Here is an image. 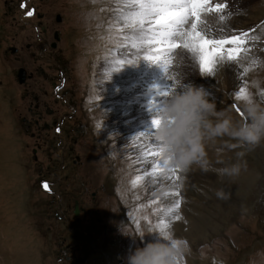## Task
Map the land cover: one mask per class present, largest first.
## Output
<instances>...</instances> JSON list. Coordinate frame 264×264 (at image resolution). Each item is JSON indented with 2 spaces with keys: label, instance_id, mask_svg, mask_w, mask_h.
Segmentation results:
<instances>
[{
  "label": "rangeland",
  "instance_id": "rangeland-1",
  "mask_svg": "<svg viewBox=\"0 0 264 264\" xmlns=\"http://www.w3.org/2000/svg\"><path fill=\"white\" fill-rule=\"evenodd\" d=\"M26 1L0 0V264H64L59 260L63 242L67 249L77 243L78 234L65 223V217L76 218L75 200L86 211L80 217L84 225L100 231L108 224L117 229L111 236L102 231L108 237L97 246L118 252L117 259H125V264L136 248L162 242L149 234L158 218L169 221L170 238L180 242L176 264H264V139L244 146L227 134L205 135L204 166L193 163L184 168L175 183L154 182L146 175L152 171V160L140 158L141 146L149 140L141 137L133 143L132 137L142 132L154 135L155 128L144 130L142 120L157 117L177 91L171 82L163 84L162 92L170 94L153 93L155 109L146 111L148 96H139L138 85L150 78L156 83L165 72L146 59L136 64L147 69L142 77L146 81L140 78V84H134L131 78L127 83L120 73L125 86L110 89L116 80L106 66L116 57L111 49L117 0H33L37 12L32 20L26 15L31 9L21 7ZM227 4L220 14L225 20L211 18L209 24L217 32L223 28L224 36L247 33L249 44L238 53L239 63L229 67L235 79L217 74L228 66L212 79L202 76L196 58L182 50L165 72L167 79L182 75L183 89H205L215 105L214 113L206 116L213 125L226 116L233 124H247L248 106L264 108V0ZM30 22L45 27V42H57L47 60L30 56L27 46L36 39ZM11 48L21 49L20 60ZM23 69L32 75L24 84ZM241 87L246 91L237 99ZM34 96L50 108L49 113L38 109L43 121L29 111ZM27 118L52 126L30 135L23 125ZM138 124L141 129L134 136L125 132ZM62 157L67 167L58 170ZM234 164L241 170L230 176L225 170ZM48 181L57 182L55 190L46 189L52 195L40 186ZM176 190L181 196L180 219L170 220L166 207L175 200L171 193ZM141 234L145 236L140 238ZM121 240L127 241L123 249Z\"/></svg>",
  "mask_w": 264,
  "mask_h": 264
},
{
  "label": "snow or ice",
  "instance_id": "snow-or-ice-1",
  "mask_svg": "<svg viewBox=\"0 0 264 264\" xmlns=\"http://www.w3.org/2000/svg\"><path fill=\"white\" fill-rule=\"evenodd\" d=\"M119 5L115 11L112 21V29L116 35L115 46L111 49L116 57L111 63L116 65L113 71H119L125 64H135L141 57L151 63L160 64L164 71H169L172 62L177 57V50L195 57L199 64V71L202 76H215L221 68L231 67L238 64V53L240 45L246 42L247 33L240 35L224 36V29L214 31L205 17L207 13H221L228 8L226 2H214V0H117ZM21 4V7H24ZM32 11L26 15L31 16ZM218 19L223 22L224 15ZM232 45L233 47H226ZM186 60L187 56L180 57ZM175 84H179L176 77L169 76ZM241 87L237 93V99L245 93ZM161 95L168 96L169 92H162ZM264 98V92L261 93ZM155 107V103L151 105ZM240 112V109H236ZM241 115L244 113L241 112ZM159 115L153 119V127L159 124ZM99 127V125H97ZM60 131V129H57ZM141 137L149 140V143L141 146V159L152 160V171L146 173L153 178L154 182L168 181L175 183L180 179L177 174L184 168L174 165L171 158H164V148L157 143L153 135L138 133L132 137L133 143ZM172 165L168 168V165ZM167 169V172H165ZM137 181L141 177L136 178ZM136 181H133L135 186ZM48 188L47 183L44 184ZM175 200L166 207V213L170 220H179V208L181 196L178 190L171 193ZM131 216L132 214L129 213ZM135 220V217H133ZM147 219V217H145ZM138 223V221H137ZM169 221L158 218L154 227L149 229V234H156L162 242H167L173 248H177L179 241L169 236ZM145 235L141 234L140 238ZM186 243V242H185Z\"/></svg>",
  "mask_w": 264,
  "mask_h": 264
},
{
  "label": "clouds",
  "instance_id": "clouds-1",
  "mask_svg": "<svg viewBox=\"0 0 264 264\" xmlns=\"http://www.w3.org/2000/svg\"><path fill=\"white\" fill-rule=\"evenodd\" d=\"M215 105L203 87L191 86L177 92L164 104L155 127L154 140L164 148V158L174 165L187 168L193 163L204 166L202 140L205 135L214 138L227 134L241 145L251 146L264 139V108L251 105L246 108L250 122L233 124L231 117L213 125L206 120L214 113ZM242 155V154H241ZM240 165L225 170L230 176L240 173ZM221 195V193H217ZM178 252L164 242H149L136 248L127 258V264H176Z\"/></svg>",
  "mask_w": 264,
  "mask_h": 264
},
{
  "label": "flooded vegetation",
  "instance_id": "flooded-vegetation-1",
  "mask_svg": "<svg viewBox=\"0 0 264 264\" xmlns=\"http://www.w3.org/2000/svg\"><path fill=\"white\" fill-rule=\"evenodd\" d=\"M33 0H27L26 1V5L24 8L32 11V15L35 14V12H37V9L35 7H33ZM34 17L30 16L28 17V19L32 20ZM30 24L33 26V31L35 34V42L34 43H30L27 48L30 51V56L35 58V59H43V60H47L48 59V51L50 49V47L56 48L57 46V42H54L52 44H49L47 42H45V38H42V34L44 33L45 27H42L39 24H36L35 22H30ZM25 28H27L25 26ZM56 34V33H55ZM58 34V33H57ZM59 38V36H58ZM56 39V38H55ZM56 41H59L56 40ZM12 51L11 54L14 56L15 59L20 60L21 57H19V53L21 52V49L19 48H11ZM59 49H55L54 51L57 52ZM47 56V57H46ZM56 57L58 55H55ZM54 56V57H55ZM39 57V58H38ZM57 60L61 63H63L62 58H57ZM23 74H24V78H23V84L26 83L27 80L32 79V75H27V72L25 71V69H23ZM34 100L35 103L31 105L29 111L30 113L33 114V117H38L39 120L43 121L44 119V114L41 111H38L39 108L44 107L46 113L50 112V108L49 106H47L45 103H41L39 98L37 96H34ZM45 113V112H44ZM27 124V126H25ZM24 127H26L27 131H30V135L34 134L35 129L43 131L46 129H50V126H52V123H42L40 124V122H36L33 123L30 119L27 118L26 122H23ZM37 127V128H36ZM62 125H60V130H61ZM36 154V153H35ZM61 163L60 167L58 168V170H62L64 169L66 166L67 161L64 160V158H61ZM57 171H54V173H56ZM48 187L51 189H54L55 185L57 184V182H51L48 181ZM42 186V183H40ZM55 190V189H54ZM46 195H52L48 192H46ZM76 203L77 200H75ZM74 205V213L76 214V218H71L70 220L65 217V223L68 226V229L71 231L73 230L74 234H78L77 235V243L76 247L74 248H70L67 249V247L65 246V243L63 242V247H62V251H61V257L59 258L60 262L64 263V264H125L126 261L125 259H117V254L118 252H111L110 249H107L105 247L101 246H97V243H101L102 239H104L105 237L111 236L113 235L117 229L115 227H111L109 224L108 226L105 225L104 229L102 230L105 235L108 236H104L102 234V231L94 228V226H87L84 225L83 221L80 220L81 215H86V211L84 209H81L80 205ZM99 224H102V222H98ZM91 235L93 236L92 238ZM127 246V241H122L120 243V249H123ZM125 252V251H124ZM97 257L101 258L100 261L97 260H93ZM117 259V261H116Z\"/></svg>",
  "mask_w": 264,
  "mask_h": 264
},
{
  "label": "bare ground",
  "instance_id": "bare-ground-1",
  "mask_svg": "<svg viewBox=\"0 0 264 264\" xmlns=\"http://www.w3.org/2000/svg\"><path fill=\"white\" fill-rule=\"evenodd\" d=\"M221 1H223V0H219V2H221ZM228 1V0H227ZM223 12V11H222ZM221 12V13H222ZM221 13H208V17H207V20H208V22H209V19H211V18H213V19H216V20H219L218 19V16L221 14ZM214 31H217V30H214ZM183 52V51H182ZM181 52H179V54H180ZM141 60V62H142V60L143 61H145V59L143 58V57H141L135 64H131V67L129 66V65H127V64H125L119 71H113V69L116 67V65H112V64H109V66H106V68L109 70V72H110V75L112 76V77H114V79L116 80V84L114 83L113 85H111V87H110V89H112L113 87L114 88H117V87H119V86H125L124 84H122L121 83V80H119L120 78H119V74L120 73H123V75L125 76V81L127 82V83H129V81H131L132 80V83H134V84H140V78L142 79V77L143 76H145L146 75V70L147 69H144V68H141L140 67V69L139 68H137V66H136V64L137 63H140L139 61ZM177 61H179V59H177ZM154 65V64H153ZM156 66V68L155 69H158V67H157V64L155 65ZM148 67V66H147ZM182 67V66H181ZM149 68H152V67H149ZM148 68V69H149ZM173 69V68H172ZM184 69H185V67H184ZM134 70H138L141 74H142V76L139 74V72L138 73H136ZM160 70V69H159ZM178 70V69H177ZM176 70V71H177ZM186 70V69H185ZM102 72V71H101ZM118 73V74H117ZM162 73V72H161ZM173 73V72H172ZM220 73H225L224 75H225V77L227 78V80L228 81H232L233 79H235L234 77V75H235V72L231 69V68H229V67H225V68H223V70L220 72V71H218V73L217 74H219L220 75ZM150 74V73H149ZM122 75V74H121ZM120 75V77H122ZM157 75V74H156ZM155 75V76H156ZM154 76V75H153ZM217 76V75H216ZM147 77V76H146ZM150 77V76H149ZM163 78V80H161L160 81V78ZM204 77H209V76H207V75H205ZM211 77V79L214 77V76H210ZM117 78V79H116ZM132 78V79H131ZM157 78H158V80H157V82L155 83L153 80V78H150L145 84H143V85H138V89H137V91L139 90V96L140 95H146V96H148L147 97V99H146V101L144 102V105L143 106H146V111L147 110H152V109H155V107L153 108L151 105L153 104V102L154 103H156V101H155V97H153V93H156V94H160V93H162V90H161V86H163V84H164V87H165V85L168 83V81L169 82H171V84H173V87H175V89H176V91L177 92H181V91H183L184 89H183V86H185V79L182 77V75H181V77L180 78H178V79H176V80H178L179 81V84H175L174 83V81H172V80H170V79H167V77H166V75H165V72L164 73H162L161 75H158L157 76ZM124 79V78H123ZM131 79V80H130ZM142 80H144V79H142ZM123 81V80H122ZM124 81V82H125ZM144 81H146V80H144ZM159 82V83H158ZM131 83V84H132ZM156 84L158 85H160L159 87H155L156 86ZM170 84V83H169ZM187 85V84H186ZM118 89V88H117ZM136 91V90H135ZM137 94V93H136ZM135 95V94H134ZM161 95V94H160ZM138 96V95H137ZM158 96V95H157ZM156 96V97H157ZM130 97V96H129ZM134 97V96H133ZM132 97V98H133ZM145 97V96H144ZM136 98V97H135ZM140 98V97H139ZM139 98H138V100H139ZM137 100V101H138ZM157 100V99H156ZM136 101V100H135ZM158 104V103H157ZM140 113V112H139ZM154 119V118H153ZM153 119L152 118H147V119H144V120H142V128H144V130H149V128L152 126L153 127ZM140 123V122H139ZM140 126L141 125H136V127L134 128V127H131L132 129H125V132H127L128 134H130L131 132H132V134H130L131 136H134V134H136V132L139 130V128H140ZM126 128V127H125ZM141 129V128H140ZM151 129V128H150ZM153 129V128H152ZM151 167V166H150ZM165 172H167V169H165Z\"/></svg>",
  "mask_w": 264,
  "mask_h": 264
},
{
  "label": "water",
  "instance_id": "water-1",
  "mask_svg": "<svg viewBox=\"0 0 264 264\" xmlns=\"http://www.w3.org/2000/svg\"><path fill=\"white\" fill-rule=\"evenodd\" d=\"M58 21H61V18H60V16L58 17ZM55 38H56V40H58L59 38H58V34L56 33L55 34ZM21 75L22 76H20V81L22 82V84H23V73H21Z\"/></svg>",
  "mask_w": 264,
  "mask_h": 264
}]
</instances>
